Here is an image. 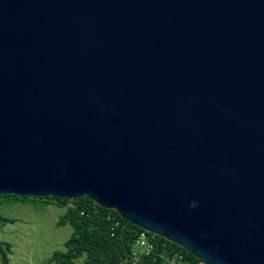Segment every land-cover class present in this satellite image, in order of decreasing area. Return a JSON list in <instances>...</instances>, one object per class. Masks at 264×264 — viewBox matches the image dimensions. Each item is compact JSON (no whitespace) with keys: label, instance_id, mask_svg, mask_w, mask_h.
<instances>
[{"label":"water","instance_id":"water-1","mask_svg":"<svg viewBox=\"0 0 264 264\" xmlns=\"http://www.w3.org/2000/svg\"><path fill=\"white\" fill-rule=\"evenodd\" d=\"M0 195L264 264V0H0Z\"/></svg>","mask_w":264,"mask_h":264},{"label":"trees","instance_id":"trees-1","mask_svg":"<svg viewBox=\"0 0 264 264\" xmlns=\"http://www.w3.org/2000/svg\"><path fill=\"white\" fill-rule=\"evenodd\" d=\"M28 197L0 195V203L7 200H21ZM33 202L56 201L67 207L61 216V225L71 224L74 232L66 242L65 251H57L49 259L50 264H76L78 258L84 264H124L132 256L135 239L140 227L130 223L118 212L106 209L87 196L77 199L57 197H29ZM0 220L15 222V218L0 216ZM156 251L144 256L142 264H171L164 255L181 250L186 254L190 264H206L183 247L155 235ZM11 244L0 241L1 264H10Z\"/></svg>","mask_w":264,"mask_h":264},{"label":"rangeland","instance_id":"rangeland-1","mask_svg":"<svg viewBox=\"0 0 264 264\" xmlns=\"http://www.w3.org/2000/svg\"><path fill=\"white\" fill-rule=\"evenodd\" d=\"M66 210V206L56 201L45 204L33 202L29 197L2 201L0 216L16 219L0 220V241L11 244L10 264H50L53 253L65 251V244L74 232L71 224L59 223ZM76 264H84L83 257Z\"/></svg>","mask_w":264,"mask_h":264},{"label":"built area","instance_id":"built-area-1","mask_svg":"<svg viewBox=\"0 0 264 264\" xmlns=\"http://www.w3.org/2000/svg\"><path fill=\"white\" fill-rule=\"evenodd\" d=\"M156 249L154 234L142 230L138 232L135 239L132 256L127 259L124 264H142L143 257L152 255L155 253ZM164 256L168 258V261H170L171 264H190L186 258V254L181 250Z\"/></svg>","mask_w":264,"mask_h":264}]
</instances>
